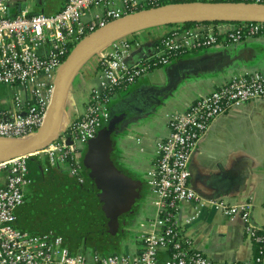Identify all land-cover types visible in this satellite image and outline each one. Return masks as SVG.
Wrapping results in <instances>:
<instances>
[{
	"label": "built area",
	"instance_id": "built-area-1",
	"mask_svg": "<svg viewBox=\"0 0 264 264\" xmlns=\"http://www.w3.org/2000/svg\"><path fill=\"white\" fill-rule=\"evenodd\" d=\"M120 1L121 6L115 0H65L60 9L46 13L36 11L24 0H0V86L20 87L11 95L0 94V138L25 137L42 124L57 69L83 36L125 13L163 1L188 0ZM99 4L103 6L101 12L85 17L92 6ZM160 26L164 30L156 50L132 64L125 62L131 41L125 36L112 40L111 50L100 52L99 82L91 86L84 112L64 124L56 138L43 148L0 159V264H241L219 263L193 248L176 220L184 203L193 205L194 216L205 204L225 215L238 214L245 235L252 242H263L261 227L251 222L250 203L206 202L191 184L189 165L191 152L215 116L252 98L264 100V71L259 70L233 75L184 109L167 115L168 133L155 143V161L148 175L155 215L141 223L138 250L134 253L91 252L83 246L82 250H72L59 234H33L15 225L16 209L33 187L28 158L36 156L46 171L49 167L67 171L82 182L78 151L106 117L107 104L116 90L135 82L150 67L167 64L183 54L264 34V21L259 20H206ZM67 138L71 141L67 142ZM160 250L166 252L164 257H160ZM259 254L262 257L253 256L252 264H264L263 250Z\"/></svg>",
	"mask_w": 264,
	"mask_h": 264
},
{
	"label": "crops",
	"instance_id": "crops-1",
	"mask_svg": "<svg viewBox=\"0 0 264 264\" xmlns=\"http://www.w3.org/2000/svg\"><path fill=\"white\" fill-rule=\"evenodd\" d=\"M64 1L61 0L49 12L59 9ZM114 3L122 5L120 0H115ZM39 7L34 9L38 10ZM102 10L103 6L100 4L94 5L85 17ZM163 30L164 26L156 25L139 29L133 36L124 35L131 41L125 62L132 64L145 54L155 51L157 40ZM111 43L112 41L87 56L72 74L64 103L65 124L84 112L91 86L99 82L97 74L100 72V52L111 50ZM219 48H227L231 54H236L237 58L220 70L181 76L159 103L147 112L131 117L123 128L113 134V159L123 173L138 182L139 196L134 205L127 210L118 234H124L125 231L135 232L136 244L132 250L124 252L115 251L112 245L109 252L131 254L137 251L140 225L155 215L152 203L154 195L148 185V175L155 161V143L168 133L167 115L171 111L184 109L195 98L210 92L233 75L255 70L264 71V34L247 36L235 44L223 42L190 53ZM166 65L155 66L142 74L136 82L144 80L154 85L165 83ZM154 69H158L156 76L153 75ZM136 82L116 90L109 102L123 96ZM76 90L77 94L85 90L84 105L81 107L76 99ZM78 155L81 166H84V146L79 149ZM40 164V171L37 164L32 168L35 186L39 179L45 177L59 182L61 179L69 178L75 180L67 171L55 170L52 167L46 171L45 164L42 162ZM189 165L192 173L191 184L206 202L222 200L228 204H235L248 201L251 205V222L264 228V100L252 98L232 105L215 116L191 152ZM25 204L26 202L22 203L16 209L15 223L23 231L33 232L20 220L25 212ZM205 206L197 216H194L193 205L184 203L176 214V220L184 234L190 238L193 248L219 263L236 261L241 264H252L253 242L245 235L239 215H225ZM63 236L67 239L66 235ZM69 242L74 249L85 246L78 240ZM107 243L108 240L96 245L97 243L90 241L89 251H105ZM159 255L164 257L166 252L160 250Z\"/></svg>",
	"mask_w": 264,
	"mask_h": 264
},
{
	"label": "water",
	"instance_id": "water-1",
	"mask_svg": "<svg viewBox=\"0 0 264 264\" xmlns=\"http://www.w3.org/2000/svg\"><path fill=\"white\" fill-rule=\"evenodd\" d=\"M45 1L36 0V3L43 5ZM40 10L43 11V6ZM206 20L264 21V2L188 0L162 3L125 13L97 27L76 42L59 65L42 124L25 137L0 138V159L33 152L56 138L63 127L69 80L78 65L94 51L139 29ZM236 58V54H231L227 48L183 54L167 63L165 83L154 85L144 80L135 81L123 96L108 102L106 117L84 146L85 163L89 167V178L96 187V193L79 191L81 181L69 178L74 185L71 187L72 195L83 215L82 230L87 224H92L97 225L95 230L100 229L116 236L120 216L134 205L139 196L138 182L123 173L113 159V134L123 128L131 117L145 113L159 103L181 76L220 70ZM66 141L70 142L71 139L67 138ZM37 166L40 171L41 164Z\"/></svg>",
	"mask_w": 264,
	"mask_h": 264
},
{
	"label": "rangeland",
	"instance_id": "rangeland-1",
	"mask_svg": "<svg viewBox=\"0 0 264 264\" xmlns=\"http://www.w3.org/2000/svg\"><path fill=\"white\" fill-rule=\"evenodd\" d=\"M60 1L61 0H46L44 5L45 11H51V9L55 8ZM169 2L171 1H163L161 3ZM23 3H28L33 9L34 7H39V5L36 3V0H24ZM134 32L129 34L133 36ZM153 71V75L156 76L158 69H154ZM97 79L99 80V72L97 74ZM74 81L76 82L77 79ZM73 84L74 83H72V86ZM19 89L20 87L17 85L11 87L7 85H1L0 94L2 96L11 95L13 91ZM81 92V94H77L78 91H75L77 96L76 99L80 107L84 105L83 100L85 98V90H82ZM24 202H26L25 212L23 215H21L20 220L28 227L29 230L33 231L31 233L40 234L39 232H41L42 234L52 231L55 234L66 235L68 230L74 236L81 235L85 238L87 236L90 237L92 234L91 231H93L97 226L87 224L84 231L80 229L83 218L80 206L75 201L71 190L68 189V185L52 178L50 179L45 177L44 179H39L37 186L33 185V187H31V192L26 196ZM105 233L108 232L105 231ZM134 235L135 232L125 231L124 234L118 235L117 239H113V241H111L112 239H110L109 235L102 234L101 237L98 238L97 242H104L108 240V243L105 246V251L109 252L111 246L114 245L115 251L117 250L124 252L132 250L133 246L136 244ZM110 243L112 244L110 245ZM78 250H82V248L79 247Z\"/></svg>",
	"mask_w": 264,
	"mask_h": 264
},
{
	"label": "flooded vegetation",
	"instance_id": "flooded-vegetation-1",
	"mask_svg": "<svg viewBox=\"0 0 264 264\" xmlns=\"http://www.w3.org/2000/svg\"><path fill=\"white\" fill-rule=\"evenodd\" d=\"M83 160L84 161H86V154L83 156ZM82 172L84 173L85 172V166H82ZM88 173H89V171H88ZM87 173V174H88ZM61 182H62V180H61ZM81 186L79 187V191H81V192H83V193H87V192H89V191H91L92 193H96V187H95V185L93 184V182H91L90 181V178H89V175H88V178L86 177V179L85 178H83L82 179V182H81ZM74 187V185H71V187ZM69 190H71V188H69ZM80 204V203H79ZM125 215H126V213H124V214H122L121 216H120V220H119V226H118V232H117V234H116V236H113V235H111L110 233H105V231H103V230H100V229H96L95 230V228H94V230L93 231H91V236L90 237H78V236H74L70 231H68L67 230V234H66V236H67V238L69 239V240H71V241H74V240H78V241H80L83 245H85V246H83V247H85V248H90V247H88L90 244H89V242L90 241H93L94 243H97L96 245H100V244H103V241H98L97 242V240H98V238L99 237H101V235L102 234H105V235H109V237H110V239H112L111 241H113V239H116V237L118 236V234H119V232H120V226H121V224H122V222H123V220H124V217H125ZM81 230H82V228H80ZM82 231H84V229L82 230ZM111 244V243H110Z\"/></svg>",
	"mask_w": 264,
	"mask_h": 264
},
{
	"label": "trees",
	"instance_id": "trees-1",
	"mask_svg": "<svg viewBox=\"0 0 264 264\" xmlns=\"http://www.w3.org/2000/svg\"><path fill=\"white\" fill-rule=\"evenodd\" d=\"M65 2V1H64ZM165 2H168V1H165ZM172 2V1H171ZM40 7H39V9L38 10H36V11H41L40 10V8H41V6H43V11L44 12H46V13H51V12H47V11H45V9H44V5L45 4H43V5H40L39 3H37ZM64 4V3H63ZM63 6V5H62ZM61 6V7H62ZM60 7V8H61ZM59 8V9H60ZM58 10V9H57ZM57 10H54V11H57ZM54 11H52V12H54ZM191 23V22H190ZM157 66H159V65H157ZM155 66H152V67H150L149 68V70H151V69H153ZM38 163H41V161L36 157V156H30L29 158H28V175H29V177L31 178V181H32V183H34V174H33V171H32V168L35 166V164H38ZM84 166H85V172L83 173L82 172V168H81V172H80V175H81V177H82V179L83 178H85L86 179V177L88 178V175H89V173H88V171H90L89 170V167H87L86 166V163L84 164ZM88 173V174H87ZM34 177H33V176ZM38 178V177H37ZM62 180V183L63 184H66V185H68V189L69 188H71V185H73V182H71L70 180H68V179H61ZM61 180H60V182H61ZM15 225H16V223H15ZM17 227V226H16ZM18 228V227H17ZM20 229V228H19ZM22 230V229H21ZM29 233H31V232H29ZM40 234H41V232H39ZM33 234H36V233H33ZM259 234L262 236V238H263V242H253V247H254V250H253V253H254V256H260V257H262V254H259V252H260V250H263V252H264V228H260V230H259ZM62 237H64V241H65V244L70 248V249H72V250H74V248H72V245L70 244V242L69 241H71V240H69L68 238L66 239V237L65 236H63V235H61ZM69 240V241H68ZM262 247V248H261Z\"/></svg>",
	"mask_w": 264,
	"mask_h": 264
},
{
	"label": "bare ground",
	"instance_id": "bare-ground-1",
	"mask_svg": "<svg viewBox=\"0 0 264 264\" xmlns=\"http://www.w3.org/2000/svg\"><path fill=\"white\" fill-rule=\"evenodd\" d=\"M62 124H64V120H62Z\"/></svg>",
	"mask_w": 264,
	"mask_h": 264
}]
</instances>
